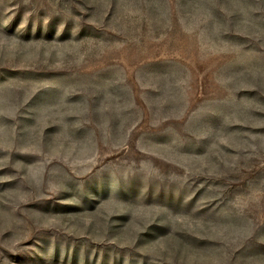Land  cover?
Wrapping results in <instances>:
<instances>
[{"label": "rangeland", "instance_id": "374dc122", "mask_svg": "<svg viewBox=\"0 0 264 264\" xmlns=\"http://www.w3.org/2000/svg\"><path fill=\"white\" fill-rule=\"evenodd\" d=\"M0 264H264V0H0Z\"/></svg>", "mask_w": 264, "mask_h": 264}]
</instances>
